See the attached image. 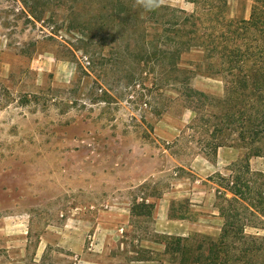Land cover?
I'll use <instances>...</instances> for the list:
<instances>
[{
	"label": "rangeland",
	"instance_id": "obj_1",
	"mask_svg": "<svg viewBox=\"0 0 264 264\" xmlns=\"http://www.w3.org/2000/svg\"><path fill=\"white\" fill-rule=\"evenodd\" d=\"M193 1L228 18L255 2L162 5L180 16ZM147 14L135 0H0V264L162 261L171 236L221 232L215 177L245 150L192 127L183 77L200 57L176 55ZM190 84L224 94L218 76ZM249 166L263 181L264 156Z\"/></svg>",
	"mask_w": 264,
	"mask_h": 264
},
{
	"label": "trees",
	"instance_id": "obj_2",
	"mask_svg": "<svg viewBox=\"0 0 264 264\" xmlns=\"http://www.w3.org/2000/svg\"><path fill=\"white\" fill-rule=\"evenodd\" d=\"M193 2L196 12L179 10L180 16L169 6L144 8L157 23L155 36L164 35L166 43L178 46L176 55L196 52L200 57L197 62L189 60L191 68L184 70L183 77L188 109L198 114L192 127L209 132L216 150L235 135V145L244 149L245 155L233 163L229 176L215 177L219 179L216 190L223 218L219 235L169 237L167 250L171 256L167 262L264 264V235L247 231L249 227L264 229V224L252 218H264V180L258 181L262 174L249 166L252 156H264V3L255 0L249 18H228L225 14L213 16V6L202 12ZM222 2L226 5V0ZM165 16L169 18L168 28L161 19ZM174 71L179 68L175 66ZM199 73L220 77L224 94L216 96L192 86L190 80Z\"/></svg>",
	"mask_w": 264,
	"mask_h": 264
},
{
	"label": "crops",
	"instance_id": "obj_3",
	"mask_svg": "<svg viewBox=\"0 0 264 264\" xmlns=\"http://www.w3.org/2000/svg\"><path fill=\"white\" fill-rule=\"evenodd\" d=\"M95 256V258H93ZM84 264H119L115 257H109L104 254H92L90 252L84 251L83 253ZM131 264H170L167 260L162 259L154 261H145V260H131Z\"/></svg>",
	"mask_w": 264,
	"mask_h": 264
},
{
	"label": "clouds",
	"instance_id": "obj_4",
	"mask_svg": "<svg viewBox=\"0 0 264 264\" xmlns=\"http://www.w3.org/2000/svg\"><path fill=\"white\" fill-rule=\"evenodd\" d=\"M164 0H135L136 5H141L146 9H154L161 6Z\"/></svg>",
	"mask_w": 264,
	"mask_h": 264
}]
</instances>
